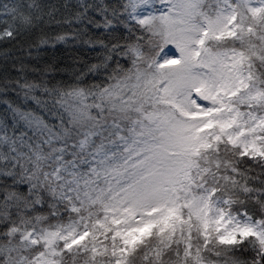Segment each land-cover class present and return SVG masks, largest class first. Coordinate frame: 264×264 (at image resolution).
<instances>
[{"label":"snow or ice","instance_id":"1","mask_svg":"<svg viewBox=\"0 0 264 264\" xmlns=\"http://www.w3.org/2000/svg\"><path fill=\"white\" fill-rule=\"evenodd\" d=\"M0 42V264H264V0H5Z\"/></svg>","mask_w":264,"mask_h":264},{"label":"trees","instance_id":"2","mask_svg":"<svg viewBox=\"0 0 264 264\" xmlns=\"http://www.w3.org/2000/svg\"><path fill=\"white\" fill-rule=\"evenodd\" d=\"M0 2H5V0H0ZM21 2H25L26 3V2H28V0H21ZM6 46H7L6 44H4L3 42H0V48H4ZM62 51H66L63 48L62 45L57 46L56 49L49 48V49H47L46 53L44 54L45 55V59H48V57L52 56V55L59 56ZM18 54L19 53H17V55ZM2 65H3V61L0 60V66H2ZM9 98L15 99V94L14 93H10L9 94ZM5 108H6V105L3 102H0V116H2L4 114Z\"/></svg>","mask_w":264,"mask_h":264}]
</instances>
